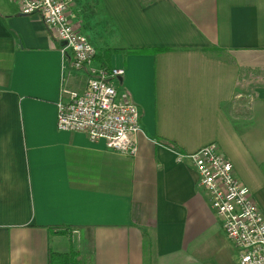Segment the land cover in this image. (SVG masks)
I'll return each instance as SVG.
<instances>
[{"label":"crops","instance_id":"1","mask_svg":"<svg viewBox=\"0 0 264 264\" xmlns=\"http://www.w3.org/2000/svg\"><path fill=\"white\" fill-rule=\"evenodd\" d=\"M69 19L117 52L143 134L123 155L59 132L57 103L103 68L75 71L40 16L0 0V264L73 246L79 264H239L178 156L216 144L264 214V0H70Z\"/></svg>","mask_w":264,"mask_h":264},{"label":"built area","instance_id":"2","mask_svg":"<svg viewBox=\"0 0 264 264\" xmlns=\"http://www.w3.org/2000/svg\"><path fill=\"white\" fill-rule=\"evenodd\" d=\"M23 15H38L51 30L65 54L72 57V68L83 70L97 55L92 43L75 29L69 19L70 0H12ZM124 69L92 70L86 88L69 93L57 103L56 127L59 132L79 133L91 142H104L113 153L134 155V137L143 134L139 108L126 94L117 91V80ZM189 159L199 176L211 210L239 253V264H264V214L255 205L249 189L236 177L233 164L216 144H208L178 161Z\"/></svg>","mask_w":264,"mask_h":264},{"label":"trees","instance_id":"3","mask_svg":"<svg viewBox=\"0 0 264 264\" xmlns=\"http://www.w3.org/2000/svg\"><path fill=\"white\" fill-rule=\"evenodd\" d=\"M117 53L116 51H109L106 50L103 52L102 56H96L94 59H97L101 67L105 70H110V59L113 54ZM163 145H165L167 148L180 153V150L177 148L176 145L173 143H169L166 141H162ZM67 228L63 227H52L51 230L56 233H64L68 234ZM50 264H79V258L78 253L75 250V247H72V250L69 254H55L50 253Z\"/></svg>","mask_w":264,"mask_h":264},{"label":"water","instance_id":"4","mask_svg":"<svg viewBox=\"0 0 264 264\" xmlns=\"http://www.w3.org/2000/svg\"><path fill=\"white\" fill-rule=\"evenodd\" d=\"M64 45H65V43L62 42V43H61V46H64Z\"/></svg>","mask_w":264,"mask_h":264}]
</instances>
